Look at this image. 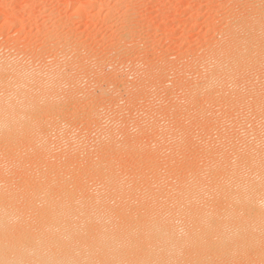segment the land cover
Segmentation results:
<instances>
[{"label":"rangeland","instance_id":"obj_1","mask_svg":"<svg viewBox=\"0 0 264 264\" xmlns=\"http://www.w3.org/2000/svg\"><path fill=\"white\" fill-rule=\"evenodd\" d=\"M1 65L0 99L29 84L0 129L23 264H264V0H0Z\"/></svg>","mask_w":264,"mask_h":264},{"label":"bare ground","instance_id":"obj_2","mask_svg":"<svg viewBox=\"0 0 264 264\" xmlns=\"http://www.w3.org/2000/svg\"><path fill=\"white\" fill-rule=\"evenodd\" d=\"M235 47V46H234ZM222 55V54H221ZM253 62V61H252ZM215 63V62H214ZM261 66V65H260ZM0 67H3L2 65L0 66ZM236 67V66H235ZM234 67V68H235ZM9 68V67H8ZM233 68V69H234ZM4 69H5V67H4ZM7 71V70H6ZM241 73V72H240ZM248 74V73H247ZM233 76V75H232ZM243 77V76H242ZM249 77V76H248ZM31 80V79H30ZM36 80V79H35ZM41 80V79H40ZM32 82V81H31ZM46 83V82H45ZM248 83V82H247ZM44 84V83H43ZM47 84V83H46ZM50 85V84H49ZM4 86V85H3ZM7 86V85H6ZM45 86V85H44ZM9 90H10V94H8L7 96L9 97V98H11L10 99V101H5V100H2V98L0 99V129H2V130H7V129H11V128H14V127H16L17 125H19V124H21V123H24V118L26 117V115H24V113H25V110L23 109V108H25L28 104V102L26 103V102H23V101H26V100H28V99H26L24 96H27V94H28V87H29V84H28V81H27V77L24 75V74H17L16 75V77H15V79H14V82H11V83H9ZM7 92H8V90H7ZM43 94V93H42ZM8 99V98H7ZM25 116V117H24ZM44 116V115H43ZM26 123V122H25ZM9 129V130H10ZM111 170V169H110ZM205 170V169H204ZM200 172V171H199ZM255 176V175H254ZM258 176V175H257ZM115 179V178H114ZM253 181H255V180H253ZM148 185V184H147ZM199 185V184H198ZM192 186V185H191ZM197 186V185H196ZM126 187V186H125ZM190 187V186H189ZM154 188V187H153ZM199 188V187H198ZM258 188V187H257ZM118 189V188H117ZM185 189V188H184ZM224 189V188H223ZM187 190V189H186ZM137 191V190H136ZM249 194V193H248ZM8 195V194H7ZM11 195H13V194H11ZM28 195V194H27ZM3 197H4V195H2ZM9 196V195H8ZM14 196V195H13ZM11 197V196H10ZM192 197V196H191ZM199 197V196H198ZM9 198V197H8ZM15 198V197H14ZM30 198V197H29ZM92 198V197H91ZM96 198V197H95ZM249 198V197H248ZM247 198V199H248ZM11 199H12V197H11ZM17 199V198H16ZM14 200V199H13ZM8 201V200H7ZM15 202V201H14ZM18 202H19V200H18ZM66 202V201H65ZM72 202H74V201H72ZM80 202V201H79ZM63 203V202H62ZM70 203H71V200H70ZM99 203H100V201H99ZM192 203V202H191ZM203 203V202H202ZM263 203V202H262ZM262 203H260L261 205H262ZM20 204V203H19ZM53 204V203H52ZM77 204V203H76ZM224 204V203H223ZM251 204V203H250ZM8 205V204H7ZM56 205V204H55ZM75 205V204H74ZM79 205V204H78ZM81 205V204H80ZM79 205V206H80ZM192 205V204H191ZM264 205V204H263ZM96 206H98V204L96 205ZM203 206V205H202ZM6 207V206H5ZM81 207V206H80ZM86 207V206H85ZM90 207V206H89ZM89 207H87L88 209H89ZM98 208V207H97ZM2 209V208H1ZM0 209V232L2 231V229H3V227L5 226V221H6V217H8V216H10V215H8V214H6L4 211H6V210H4V211H2ZM83 209V212H84V208H82ZM90 209H91V207H90ZM164 209V208H163ZM95 210V209H94ZM139 210V209H138ZM142 210V209H141ZM162 210V209H161ZM165 210V209H164ZM47 211H48V209H47ZM47 211L45 210V212L47 213ZM62 211V210H61ZM82 210H80V208L77 206L76 207V205L75 206H70L69 205V207L68 208H66L64 211H62L64 214H65V216H81L82 214V212H81ZM89 211H92V210H89ZM130 211V210H129ZM174 211V210H173ZM192 211V210H191ZM259 211V210H258ZM52 212V211H51ZM58 212V211H57ZM60 212V211H59ZM60 213V215H64L63 213ZM81 212V213H80ZM156 212V211H155ZM159 212V211H158ZM14 213V212H13ZM53 213V212H52ZM160 213V212H159ZM173 213V212H172ZM180 213V212H179ZM43 214V213H42ZM50 214V213H49ZM57 214V213H56ZM55 214V215H56ZM104 214V213H103ZM156 214V213H155ZM52 215V214H51ZM93 215V213L92 212H85V214H83L82 216H86V217H89V216H92ZM127 215V214H126ZM162 215V214H161ZM161 215H159V214H157V215H155V216H161ZM177 215V214H176ZM213 215V214H212ZM260 215V214H259ZM57 216V215H56ZM102 216V215H101ZM104 216V215H103ZM124 216V215H123ZM153 216H154V213H153ZM166 216V215H165ZM51 217V216H50ZM67 218V217H66ZM66 218H64V219H66ZM71 218V217H70ZM163 218V217H162ZM72 219V218H71ZM75 219V218H74ZM171 219V218H170ZM200 219V218H199ZM67 220H68V218H67ZM146 220V219H145ZM203 220V219H202ZM167 221V220H166ZM168 221H169V219H168ZM205 221V220H204ZM60 222V221H59ZM67 222H69V221H67ZM61 223H63V224H66V222L65 221H63V222H61ZM168 223V222H167ZM205 223V222H204ZM156 224V223H155ZM198 224V223H197ZM217 224V223H216ZM60 225V224H59ZM168 225V224H167ZM167 225H165V229H167L168 227H166ZM205 225V224H204ZM196 226V225H195ZM199 226V225H198ZM216 226V225H215ZM67 227H69V225L67 226ZM201 227V226H200ZM205 227V226H204ZM88 228V227H87ZM139 228V227H138ZM143 228V227H142ZM206 228V227H205ZM172 228H170V230H171ZM207 229V228H206ZM60 230V229H59ZM90 230V229H89ZM96 230V229H95ZM168 230V229H167ZM170 230H168V232L166 231V233L167 234H169L170 232H173V229H172V231H170ZM197 230V229H196ZM50 231V230H49ZM98 231V230H97ZM141 231V230H140ZM156 231V230H155ZM163 231H164V229H163ZM164 231V232H165ZM254 231V230H253ZM56 232V231H55ZM99 232V231H98ZM104 232V231H103ZM157 232V231H156ZM158 232L159 233H161L162 231H161V229L160 230H158ZM174 232H175V230H174ZM237 232V231H236ZM50 233V232H49ZM158 233V235H160ZM165 233V234H166ZM214 233V232H213ZM242 233V232H241ZM262 233V232H261ZM164 234V235H165ZM49 235V234H48ZM57 235V234H56ZM105 235H106V233H105ZM115 235V234H114ZM122 235V234H121ZM124 235V234H123ZM157 235V236H158ZM161 235H163V232L161 233ZM171 235V234H170ZM214 235V234H213ZM62 236V235H61ZM65 236H66V234H65ZM92 236H94V235H92ZM113 236V235H112ZM111 236V237H112ZM147 236V235H146ZM166 237H167V235H165ZM173 236V235H172ZM252 236V235H251ZM262 236V235H261ZM50 237V236H49ZM66 237H68V236H66ZM79 237V236H78ZM193 237V236H192ZM195 237V236H194ZM237 237V236H236ZM249 236H247V238H248ZM18 238V237H17ZM48 238V237H47ZM61 238V237H60ZM94 238V237H93ZM96 238V237H95ZM113 238V237H112ZM112 238H110V237H108V236H105V237H103V238H100V241H99V245L98 244H95V246L96 247H98V246H100L99 248H100V250L101 249H104V250H109L110 248H112V246H113V244H114V242L112 241ZM119 238V237H118ZM152 238H154V237H152ZM151 238V239H152ZM158 238H159V236H158ZM164 237H162V241L164 240L163 239ZM168 238H170V237H168ZM173 238H174V236H173ZM20 239V238H19ZM76 239H77V237H76ZM115 239V238H114ZM116 239H117V237H116ZM128 239V238H127ZM126 239V240H127ZM161 239V238H160ZM176 239V237L174 238V240ZM192 239V238H191ZM208 239V238H207ZM37 240V239H36ZM66 240V239H65ZM94 240V239H93ZM153 240V239H152ZM180 241H181V239H179ZM189 240H190V238H189ZM238 240V239H237ZM245 240V239H244ZM243 240V241H244ZM57 241V240H56ZM75 241V240H74ZM73 241V242H74ZM177 241V240H176ZM184 241V240H183ZM186 241V240H185ZM219 241V240H218ZM37 242V241H36ZM65 242V241H64ZM147 242V241H146ZM153 242V241H152ZM151 242V243H152ZM196 242V241H195ZM230 242V241H229ZM241 242V241H240ZM19 243L20 242H13L12 240H9V239H6L5 241L4 240H0V264H23L24 262H23V257L24 256H26V253L28 252V250L27 251H21V250H19V249H21V248H18V247H16V246H19ZM59 243V242H58ZM75 243H77V242H75ZM116 243V242H115ZM122 243V242H121ZM158 242L156 241V244H157ZM159 243H160V241H159ZM165 243V242H164ZM190 243H192V242H190ZM198 243V242H197ZM213 243V242H212ZM221 243V242H220ZM220 243H219V245H220ZM73 244V243H72ZM119 244H120V242H119ZM124 244V243H123ZM162 244V243H161ZM160 244V245H161ZM182 244H184V242H182ZM224 244V243H223ZM241 244V243H240ZM98 245V246H97ZM122 245V244H121ZM149 245V244H148ZM147 245V246H148ZM159 245V246H160ZM206 245V244H205ZM39 246H41V242H37V245L34 247V248H36V247H39ZM123 246V245H122ZM121 246V247H122ZM155 246V245H154ZM153 246V247H154ZM158 246V247H159ZM165 246V245H164ZM181 246H183V245H181ZM213 246V245H212ZM241 246V245H240ZM239 246V247H240ZM42 247V246H41ZM51 247V246H50ZM152 247V248H153ZM156 247H157V245H156ZM166 247H168V246H166ZM192 247V246H191ZM234 247V246H233ZM32 248V247H31ZM67 248V247H66ZM88 248V247H87ZM119 248V247H118ZM149 248H151V247H149ZM169 248H170V245H169ZM168 248V249H169ZM188 248V247H187ZM186 248V249H187ZM33 249V248H32ZM55 249V248H54ZM154 249H155V247H154ZM165 249V248H164ZM202 249V248H201ZM223 250H224V248H222ZM228 249V248H227ZM31 250V249H30ZM57 250V249H56ZM93 250V249H92ZM96 250H98V249H96ZM117 250V249H116ZM140 250V249H139ZM149 250V249H148ZM162 250H163V248H162ZM226 250V249H225ZM229 250H230V248H229ZM13 251L15 252V255H14V257L12 256V258H10L9 257V254L10 253H13ZM47 251H48V249H47ZM78 251V250H77ZM91 251V250H90ZM110 251V250H109ZM128 251H129V249H128ZM134 251V250H133ZM138 251V250H137ZM153 251V250H152ZM159 251H160V249L158 250V254H159ZM173 251V250H172ZM174 251H175V249H174ZM228 251V250H227ZM64 252V251H63ZM94 252H96V251H94ZM130 252H131V249H130ZM164 252V251H163ZM162 252V253H163ZM168 252H169V250H168ZM194 252V251H193ZM229 252V251H228ZM233 252H234V250H233ZM54 253H55V251H54ZM115 253H117L116 251H115ZM114 253V254H115ZM126 253V252H125ZM128 253V252H127ZM134 253V252H133ZM143 253H145V252H143ZM212 253V252H211ZM30 256H28V259H27V264H75L74 262H73V260L72 259H69L67 256H57V255H51L50 253H45V252H43V251H39V250H36V249H33V250H31L30 251ZM58 254V253H57ZM72 254H73V252H72ZM91 254V253H90ZM106 254V253H105ZM123 254H124V252H123ZM131 254V253H130ZM135 254V253H134ZM156 254V253H155ZM182 254V253H181ZM97 255H99V254H97ZM103 255V257H104V254H102ZM128 255H129V253H128ZM143 255V254H142ZM154 255V254H153ZM161 255V254H160ZM165 255V254H164ZM176 255V254H175ZM186 255V254H185ZM191 255V254H190ZM100 256V255H99ZM98 256V257H99ZM111 256V255H110ZM118 256V255H117ZM131 256H133V254H131ZM171 256V255H170ZM179 256V255H178ZM203 256V255H202ZM102 257V256H101ZM101 257H99V258H101ZM115 257H116V254H115ZM134 257V256H133ZM136 257V256H135ZM150 257H152V256H150ZM162 257V256H161ZM165 257V256H164ZM163 257V258H164ZM137 258V257H136ZM153 258H154V260L156 259L157 260V257H154L153 256ZM158 258H160V257H158ZM76 259H78V258H76ZM80 259V258H79ZM102 259V258H101ZM108 259V258H107ZM106 259V260H107ZM114 259V258H113ZM139 259V258H138ZM141 259V258H140ZM72 260V261H71ZM124 260V259H123ZM130 260H131V257H130ZM133 260V259H132ZM143 260V259H142ZM25 261V260H24ZM97 261V260H96ZM105 261V260H104ZM137 261V260H136ZM146 260H144V262H145ZM149 261H150V259H149ZM130 261L129 260H124V262L122 261L120 264H128ZM167 262V261H166ZM166 262H164V259L163 260H159V261H154L153 263H152V261L151 262H147L146 264H166ZM180 262H181V260H180ZM26 263V262H25ZM106 263V262H105ZM173 263V262H172ZM201 263V262H200ZM90 264V263H89ZM110 264V263H109ZM131 264H132V262H131ZM137 264H141V261H140V263H137ZM170 264V263H169Z\"/></svg>","mask_w":264,"mask_h":264}]
</instances>
